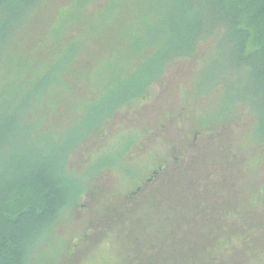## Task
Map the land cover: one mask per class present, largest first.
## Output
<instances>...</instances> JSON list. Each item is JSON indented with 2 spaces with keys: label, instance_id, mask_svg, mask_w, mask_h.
Returning <instances> with one entry per match:
<instances>
[{
  "label": "rangeland",
  "instance_id": "rangeland-1",
  "mask_svg": "<svg viewBox=\"0 0 264 264\" xmlns=\"http://www.w3.org/2000/svg\"><path fill=\"white\" fill-rule=\"evenodd\" d=\"M27 2L9 30L31 54L22 70L58 75L46 110L35 101L34 132H11L1 161L59 166L73 146L74 187L47 224L26 228L12 264H264V86L236 65L238 41L216 32L162 61L168 39L185 46L195 0ZM52 27L73 45L56 48ZM161 165L144 205L121 209L132 181Z\"/></svg>",
  "mask_w": 264,
  "mask_h": 264
},
{
  "label": "trees",
  "instance_id": "trees-1",
  "mask_svg": "<svg viewBox=\"0 0 264 264\" xmlns=\"http://www.w3.org/2000/svg\"><path fill=\"white\" fill-rule=\"evenodd\" d=\"M8 1L10 0H0V172L5 173V176H0V263L4 264L16 263L20 259L26 228L29 225L33 228L47 224L58 210L63 208V201L69 199L65 198L66 194L74 187V180L64 174L65 161L73 146L68 148L64 162L59 166L55 160L44 164L29 158L20 162L14 169L10 164L3 167L1 156L5 149L17 144L9 134L14 131H25L28 134L34 132L35 101L38 113L46 110L47 90L54 74L56 77L58 75V71H54L50 80L46 81L53 64H48L47 70L29 65L30 70L26 74L22 69L27 68L24 65L30 61L31 54L26 52L22 56L20 53L26 43L18 40L12 43L15 33H9L11 25L15 22L11 21L12 11L19 10L17 2L34 1L38 4L41 0H12L6 6V11L5 3ZM89 1L91 0H84L87 3ZM195 1L198 5L193 7L195 16L188 20L180 31L182 35L179 39L184 40L185 46L168 39L167 46L158 51L157 58L163 57L162 61H167L174 52L191 48L193 42L206 35L222 32L232 40L238 41L236 50L240 55L236 65L249 66L254 71L255 79L264 86V0ZM19 25L22 27L24 23ZM62 30L63 27H52L50 30L51 34L54 32L58 37V43L55 45L58 49L72 46L75 38L71 36L66 39L65 37L70 35H61ZM17 34L16 31V36ZM42 40L44 39L39 42ZM39 45L40 43L33 44L30 50ZM63 71L62 78L65 75ZM136 94L139 93L134 91L126 97L133 98ZM4 95L5 101L2 100Z\"/></svg>",
  "mask_w": 264,
  "mask_h": 264
},
{
  "label": "flooded vegetation",
  "instance_id": "flooded-vegetation-1",
  "mask_svg": "<svg viewBox=\"0 0 264 264\" xmlns=\"http://www.w3.org/2000/svg\"><path fill=\"white\" fill-rule=\"evenodd\" d=\"M163 166L161 165L159 169L155 170L154 173L149 176L146 179V183L144 184V177H141L139 180L136 179L135 181H132L133 177L131 178V181L133 182V186H131L130 189L135 187L132 190H127L125 195H124V200L121 204V209L125 208L124 205L129 202H132L131 204H138V202H142V205H144V185H149L151 182L156 180V178H159L160 174L162 173ZM139 205H133V207H138ZM119 210V209H118Z\"/></svg>",
  "mask_w": 264,
  "mask_h": 264
}]
</instances>
